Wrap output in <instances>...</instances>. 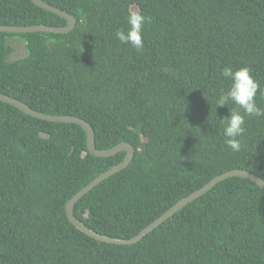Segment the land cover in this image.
Returning a JSON list of instances; mask_svg holds the SVG:
<instances>
[{
  "label": "trees",
  "instance_id": "1",
  "mask_svg": "<svg viewBox=\"0 0 264 264\" xmlns=\"http://www.w3.org/2000/svg\"><path fill=\"white\" fill-rule=\"evenodd\" d=\"M75 18L68 32L0 31V94L32 109L86 120L97 148L129 143L130 163L73 205L98 233L129 238L176 201L233 168L264 180V118L246 117L241 150L225 144L231 81L250 68L264 89V0H43ZM136 7V10L133 9ZM148 18L144 48L114 37ZM61 26L31 0H0V24ZM9 37L25 54L9 59ZM264 107V97H256ZM229 107V108H228ZM125 152L95 156L83 128L0 101V264H264V190L228 177L132 244L95 240L65 203Z\"/></svg>",
  "mask_w": 264,
  "mask_h": 264
},
{
  "label": "water",
  "instance_id": "2",
  "mask_svg": "<svg viewBox=\"0 0 264 264\" xmlns=\"http://www.w3.org/2000/svg\"><path fill=\"white\" fill-rule=\"evenodd\" d=\"M37 6L44 8L48 11L54 12L63 18H65L66 23L61 26H53L47 24H32V25H2L0 24V31L2 32H10V33H27V32H37V31H47V32H55V33H65L70 31L75 26V18L65 12L64 10L57 8L51 4L44 2L43 0H31ZM0 101L12 104L13 106L17 107L21 111L36 118H41L49 121H57V122H73L80 125L86 134V147L87 150L95 155V156H112L117 152L124 151L123 159L110 166L108 169L104 170L103 172L99 173L95 176L91 181L81 187L77 192H75L69 200L65 203V214L71 224L76 227L77 229L81 230L86 235L94 238L95 240L112 243V244H132L140 240L143 236L147 233L152 231L155 227L160 225L166 218L171 216L174 212L178 209L189 203L190 201L194 200L195 198L199 197L207 190L212 188L216 183L220 182L221 180L233 177V176H240L247 178L257 185H259L264 190V180L257 176L256 174L241 168H233L226 170L215 177L211 178L206 184H204L199 189L189 193L188 195L182 197L178 201H176L171 207L165 210L162 214H160L156 219L150 222L148 225L143 227L138 233L129 237V238H116L107 236L96 231L91 230L86 225H84L81 221H79L76 216L73 214L72 207L74 203L81 198L85 193L90 191L95 185H97L103 179L113 175L114 173L124 169L132 160L134 149L133 147L127 142H119L112 147L109 148H97L94 141V130L92 126L83 118L74 116V115H58V114H47L38 112L28 105H26L21 100L16 98L10 97L5 94H0Z\"/></svg>",
  "mask_w": 264,
  "mask_h": 264
},
{
  "label": "clouds",
  "instance_id": "3",
  "mask_svg": "<svg viewBox=\"0 0 264 264\" xmlns=\"http://www.w3.org/2000/svg\"><path fill=\"white\" fill-rule=\"evenodd\" d=\"M148 18L138 11H131L126 17L127 30L117 28L114 37L122 44H129L136 50L144 48L143 29ZM220 75L226 80H230V87L226 92H222L217 98V106H225L232 103L238 106L235 109L229 108L230 115L223 117L221 123L224 125L225 144L233 151L241 150V140L246 131L245 118H264V107L259 106L256 97L259 92L264 97V89H261L260 82L257 81L250 68L242 66L233 69L224 66Z\"/></svg>",
  "mask_w": 264,
  "mask_h": 264
},
{
  "label": "rangeland",
  "instance_id": "4",
  "mask_svg": "<svg viewBox=\"0 0 264 264\" xmlns=\"http://www.w3.org/2000/svg\"><path fill=\"white\" fill-rule=\"evenodd\" d=\"M133 9L136 10V7L133 6ZM9 43L13 47V52L10 54L9 59L21 58L25 54V47L23 41L17 37H9Z\"/></svg>",
  "mask_w": 264,
  "mask_h": 264
}]
</instances>
